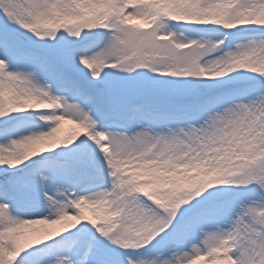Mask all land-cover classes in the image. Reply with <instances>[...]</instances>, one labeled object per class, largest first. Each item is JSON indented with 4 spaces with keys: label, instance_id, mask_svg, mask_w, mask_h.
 Instances as JSON below:
<instances>
[{
    "label": "snow or ice",
    "instance_id": "6c2138e0",
    "mask_svg": "<svg viewBox=\"0 0 264 264\" xmlns=\"http://www.w3.org/2000/svg\"><path fill=\"white\" fill-rule=\"evenodd\" d=\"M0 264H264V0H0Z\"/></svg>",
    "mask_w": 264,
    "mask_h": 264
},
{
    "label": "rangeland",
    "instance_id": "374dc122",
    "mask_svg": "<svg viewBox=\"0 0 264 264\" xmlns=\"http://www.w3.org/2000/svg\"><path fill=\"white\" fill-rule=\"evenodd\" d=\"M65 127H68V125H65ZM39 225H30L27 229H25V232L28 233L30 232L31 229L33 228H39Z\"/></svg>",
    "mask_w": 264,
    "mask_h": 264
}]
</instances>
